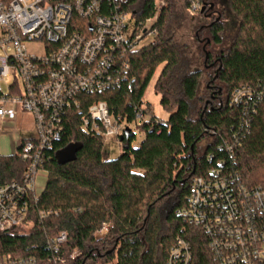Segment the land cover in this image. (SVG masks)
I'll return each instance as SVG.
<instances>
[{"label":"trees","instance_id":"16d2710c","mask_svg":"<svg viewBox=\"0 0 264 264\" xmlns=\"http://www.w3.org/2000/svg\"><path fill=\"white\" fill-rule=\"evenodd\" d=\"M162 1L157 11V0H129L137 31L155 18L148 30L154 32L151 41L129 55L131 88L122 79L104 91L77 96L80 106L68 110L63 135L46 153L40 199L29 221L0 233V257L33 256L39 264H61L54 261L58 255L66 259L62 264H167L181 236L192 241L195 263L204 264L201 232L177 213L186 205L192 177L223 163L224 170L264 190V0H227L239 28L219 54L212 78L222 91L211 85L218 96L207 101L199 100L203 75L193 68L202 54L189 56L175 35L184 26L185 9L194 1L205 2L184 0L179 7L176 0ZM223 29L220 21L208 26L213 42H222ZM211 60L209 55L204 64ZM157 71L155 90L169 110L167 119L157 117L144 99ZM241 89L250 93L233 101ZM100 100L125 124L123 147L115 157L98 134L82 126L88 107ZM139 112L149 118L138 119ZM133 123L144 134L140 141ZM204 140L208 143L202 147ZM70 144L80 148L73 160L62 163L56 154ZM26 166L19 152L0 155V185L21 180ZM41 209L52 211L43 221L36 216ZM106 222L112 227L98 236ZM61 231L68 239L55 252L45 239ZM75 250L79 254L71 259ZM207 264L213 263L209 259Z\"/></svg>","mask_w":264,"mask_h":264},{"label":"built area","instance_id":"2783aa9c","mask_svg":"<svg viewBox=\"0 0 264 264\" xmlns=\"http://www.w3.org/2000/svg\"><path fill=\"white\" fill-rule=\"evenodd\" d=\"M129 0H0V129L15 122L19 113L32 118L34 135L17 141L15 152L27 166L21 180L0 185V233L29 221L32 207L44 190L38 177L47 179L44 160L64 132L68 110L80 106L77 96L96 93L128 79L129 55L152 37L150 18L134 27ZM163 4V1L162 3ZM161 4L157 2V11ZM194 1L191 12L200 9ZM44 43L42 54L29 51L28 43ZM237 90L232 99L242 101L250 92ZM138 119L149 115L139 112ZM82 126L98 134L104 146L115 142L125 124L115 118L105 100L92 103ZM194 175L186 205L177 213L198 228L205 241L203 257L213 264H264V190L247 184L240 173L224 165ZM51 210L37 211L45 220ZM112 227L104 223L99 232ZM198 233V231H197ZM200 237V235H199ZM66 231L45 242L59 251ZM79 252L70 254L74 259ZM54 261L65 263L64 256ZM0 264H39L33 256H2ZM46 264V263H43ZM167 264H196L192 241L178 236Z\"/></svg>","mask_w":264,"mask_h":264},{"label":"rangeland","instance_id":"374dc122","mask_svg":"<svg viewBox=\"0 0 264 264\" xmlns=\"http://www.w3.org/2000/svg\"><path fill=\"white\" fill-rule=\"evenodd\" d=\"M157 2L161 4L162 0H157ZM176 2L179 7H182L185 3L184 0H176ZM204 2L205 3L201 4L202 8L200 11L198 9L195 12H191L190 10L185 9L186 20L184 21V26L180 28L175 33V35L176 38L180 42H182V44H184V47L187 49L186 51L188 52L189 56H192L195 59L196 57H200L202 54V59L198 58L197 60L199 62L196 63L193 68L199 69L203 75L200 89L198 91V96L199 98H201L199 100L207 101L209 96L211 95L218 96L216 93H211V91H213V89L210 87L211 85L215 86L216 89L217 87H219V90L222 91V86L218 82L213 83L214 79L212 78H215V70L219 67L217 61L219 54L233 43L235 35L238 32L239 20L233 13V11L229 9L227 0H204ZM217 21L223 23L224 26L223 31L220 33L222 35V42L219 44L213 42L212 36L208 31V26ZM151 39L152 37L144 38L141 41V45L148 43L149 41H151ZM28 48L32 53L42 54L44 52V43L30 42L28 43ZM207 54L208 57L209 55L212 56V60L207 64H214V67L212 68L204 64V58H206ZM158 73L159 71L155 73L148 86L146 87V90L144 92V99L146 101H149L153 105V111L157 117L161 119H167L170 114L169 110L166 109V107L162 104L161 94L157 93L155 90ZM23 117L27 118V121L26 119H23ZM19 118V122L21 123V125H16L15 122L6 123L3 128L0 129L2 133V135L0 136V152L2 153V155H9L15 152V148L12 142V134L15 132H19V129L22 127L23 123L32 120L31 116H29L28 113L22 112L19 113ZM28 125L26 124V126ZM131 128L136 134L137 140L140 141L144 136L143 132L136 126L135 123L131 124ZM21 134L30 136L34 135L35 132L31 129H26L24 132L21 131ZM207 143V140L202 141V147H204ZM105 149L106 151L110 152V156L112 157L117 156L121 150L119 145L115 142L107 143L105 145ZM66 153L67 150L62 151V154ZM42 174L38 177L39 186H43L46 180L45 176H43ZM104 234L105 232L97 231L98 236H103Z\"/></svg>","mask_w":264,"mask_h":264},{"label":"water","instance_id":"95a60500","mask_svg":"<svg viewBox=\"0 0 264 264\" xmlns=\"http://www.w3.org/2000/svg\"><path fill=\"white\" fill-rule=\"evenodd\" d=\"M208 57V54L206 55V58ZM120 140H123V135L120 136ZM80 148V145L78 144H70L63 148L62 150L58 151L56 156L59 159L60 162L65 163L67 161H71L76 157V151ZM63 150H67L66 154H62Z\"/></svg>","mask_w":264,"mask_h":264},{"label":"crops","instance_id":"0c3cea01","mask_svg":"<svg viewBox=\"0 0 264 264\" xmlns=\"http://www.w3.org/2000/svg\"><path fill=\"white\" fill-rule=\"evenodd\" d=\"M25 115V114H24ZM30 116V115H29ZM23 119H26V121H27V118H25V117H23ZM20 121V118H19V116H18V118H17V120L15 121V124L16 125H21V123L19 122ZM8 123H13V122H8ZM26 124L28 125V126H26ZM27 127V128H26ZM28 129V130H33V124H32V121L30 120V121H28V122H26V123H23L22 124V127L19 129V132H15V133H13L12 134V138H13V140H12V142H13V146H14V148H15V151H16V147H17V141H18V139L19 138H21V139H24V138H27V137H30V136H32V135H30V136H26V135H23V134H21V131H25L26 129ZM2 135V133H1V130H0V136ZM15 153V152H14ZM0 155H2V153L0 152Z\"/></svg>","mask_w":264,"mask_h":264}]
</instances>
